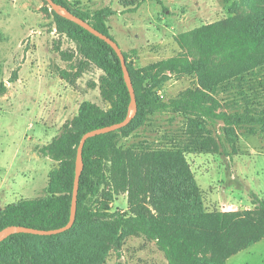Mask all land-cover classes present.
Here are the masks:
<instances>
[{
  "label": "trees",
  "instance_id": "trees-1",
  "mask_svg": "<svg viewBox=\"0 0 264 264\" xmlns=\"http://www.w3.org/2000/svg\"><path fill=\"white\" fill-rule=\"evenodd\" d=\"M54 1L115 39L108 25V18L115 14L113 8L90 11L80 8V2ZM248 7L244 14L176 35L181 51L144 67L130 59V52L137 49L124 51L138 111L127 126L86 141L74 225L53 235H9L0 242V264H105L111 249H120L129 236L155 241L169 264H226L232 255L264 238V197L256 199L254 209H207L187 158V152H222L225 146L238 153L241 128L264 136V106L257 107L264 99V78H259L264 70V0H253ZM51 13L58 31L75 41L80 53L102 69L98 87L108 106L82 101L61 132L40 148L43 156L58 163L49 173L46 194L0 207V231L9 225L41 229L66 225L81 137L92 129L123 121L130 112L131 95L112 46L55 10ZM73 69L58 68L59 76L74 84L78 74L72 73ZM170 73L193 74L197 83L164 100L158 91ZM17 79L15 70L10 81ZM7 90L1 81L0 94ZM222 93L234 98L224 103L219 97ZM165 110L186 118L183 147L174 144L137 152L118 144L121 135ZM218 123H222L225 138L219 139L224 143L210 128ZM108 162L110 173L106 174ZM126 192L132 201L129 211L110 212L109 201Z\"/></svg>",
  "mask_w": 264,
  "mask_h": 264
},
{
  "label": "rangeland",
  "instance_id": "rangeland-1",
  "mask_svg": "<svg viewBox=\"0 0 264 264\" xmlns=\"http://www.w3.org/2000/svg\"><path fill=\"white\" fill-rule=\"evenodd\" d=\"M70 1L80 2V8L90 11L104 6L113 8L115 14L108 20L111 34L123 51L137 49L136 53L130 52V59L139 67L178 54L181 48L176 35L235 14H244L253 2ZM51 10L44 0H0V83L5 81L9 87L6 94H0V202L4 206L46 194L49 173L58 163L43 156L40 148L61 132L63 122L77 113L82 101L91 100L102 107L108 106L98 87L102 69L80 53L75 41L58 31ZM62 52L66 56H62ZM68 66L74 68L72 73L78 74L74 84L59 76L58 68ZM15 70L18 79L11 82ZM262 73L259 78L263 79L264 70ZM196 83L193 74L170 73L158 94L168 100ZM232 96L228 93L219 95L223 102L232 101ZM261 101L258 108L264 106V99ZM227 103L225 107H228ZM185 128L184 115L173 110L155 112L143 126L128 135H121L118 144L137 152L174 144L183 147L184 140L187 141ZM210 128L224 143L223 138L219 139L223 135L222 123ZM238 134V153L231 152L228 145L222 152H187L209 210L254 209L256 199L264 197V136L250 134L245 128L239 129ZM110 165L108 162L106 174L110 173ZM236 200L244 201L249 208L238 204L236 207L223 205ZM131 203L128 192L115 194L109 201L110 212H127ZM105 264L169 262L155 241L144 236H129L120 249H111ZM226 264H264V238L232 255Z\"/></svg>",
  "mask_w": 264,
  "mask_h": 264
},
{
  "label": "water",
  "instance_id": "water-1",
  "mask_svg": "<svg viewBox=\"0 0 264 264\" xmlns=\"http://www.w3.org/2000/svg\"><path fill=\"white\" fill-rule=\"evenodd\" d=\"M49 5L52 7L53 10H55L57 13L61 14L62 16L66 17L67 19L74 21L75 23L81 25L85 29L89 30L91 33L95 34L99 38L105 40L108 44L112 46V48L115 50L117 55L120 58L121 65L123 68L124 73V79L128 86L130 95H131V101H130V112L127 115V117L118 123H114L111 125H107L104 127L92 129L90 131H87L83 134L81 137L80 143L78 145L77 149V157H76V167H75V180H74V189H73V196H72V204H71V215L68 223L64 226L53 228V229H41L36 227H29L25 225H9L2 229L0 231V242L4 240L6 237H8L11 234L14 233H31V234H37V235H53L62 233L64 231H67L70 229L76 220L77 215V208H78V193H79V186H80V177L82 175L83 169H84V159H83V149L85 146L86 141L99 134L108 133L112 131H116L120 128H123L127 126L131 120L135 117L137 111H138V103H137V97L136 92L134 88V84L131 78V74L127 65L126 57L124 55V51L121 48L120 44L113 39L112 37L106 35L102 31L96 29L92 24H90L87 20L79 17L72 11H70L67 7L63 6L62 4H59L55 2L54 0H47Z\"/></svg>",
  "mask_w": 264,
  "mask_h": 264
},
{
  "label": "crops",
  "instance_id": "crops-1",
  "mask_svg": "<svg viewBox=\"0 0 264 264\" xmlns=\"http://www.w3.org/2000/svg\"><path fill=\"white\" fill-rule=\"evenodd\" d=\"M110 17H111V16H110ZM110 17H109V18H110ZM109 18H108V20H109ZM25 53H26V50H25ZM25 55L28 56V52H27ZM24 63H25V62H24ZM24 63H23V65H24ZM23 65H22V66H23ZM43 65H44V64H43ZM21 71H22V68H21ZM51 73L54 74L52 71H51ZM61 78H62V77H61ZM64 80H65V79H64ZM16 81H17V80H16ZM6 84H7V83H6ZM7 86H8V85H7ZM8 88H9V87H8ZM6 93H7V92H6ZM6 93H5V94H6ZM66 103H67V102H66ZM78 109H79V108H78ZM77 112H78V111H77ZM76 114H77V113H76ZM73 117H74V116H73ZM73 117H72V118H73ZM72 118H71V119H72ZM55 119H56V117H55ZM65 122H66V121H65ZM65 122H63V125H64ZM233 176H234V175H233ZM251 197H252V196H251ZM241 200H242V199H241ZM243 202H244V201H243ZM243 202L240 203V202H237V200H236V201H227V203H224L223 205L236 207V206H237L236 204H238V206H240V205H245ZM251 202H252V198H251ZM2 206H4V204H2V203L0 202V207H2ZM245 207L249 208V207L246 206V205H245ZM233 210H237V209H228V208L226 209V211H233Z\"/></svg>",
  "mask_w": 264,
  "mask_h": 264
},
{
  "label": "built area",
  "instance_id": "built-area-1",
  "mask_svg": "<svg viewBox=\"0 0 264 264\" xmlns=\"http://www.w3.org/2000/svg\"><path fill=\"white\" fill-rule=\"evenodd\" d=\"M108 187H110V186H108Z\"/></svg>",
  "mask_w": 264,
  "mask_h": 264
}]
</instances>
